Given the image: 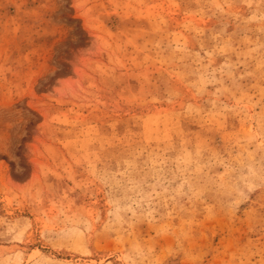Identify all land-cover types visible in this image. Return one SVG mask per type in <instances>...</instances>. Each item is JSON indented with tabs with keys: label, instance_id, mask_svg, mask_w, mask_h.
Masks as SVG:
<instances>
[{
	"label": "rangeland",
	"instance_id": "rangeland-1",
	"mask_svg": "<svg viewBox=\"0 0 264 264\" xmlns=\"http://www.w3.org/2000/svg\"><path fill=\"white\" fill-rule=\"evenodd\" d=\"M264 264V0H0V264Z\"/></svg>",
	"mask_w": 264,
	"mask_h": 264
},
{
	"label": "bare ground",
	"instance_id": "bare-ground-1",
	"mask_svg": "<svg viewBox=\"0 0 264 264\" xmlns=\"http://www.w3.org/2000/svg\"><path fill=\"white\" fill-rule=\"evenodd\" d=\"M172 264H176V263H172Z\"/></svg>",
	"mask_w": 264,
	"mask_h": 264
}]
</instances>
